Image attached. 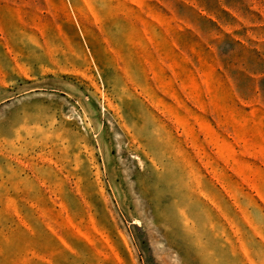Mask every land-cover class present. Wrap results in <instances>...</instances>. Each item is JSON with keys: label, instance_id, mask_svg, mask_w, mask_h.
<instances>
[{"label": "rangeland", "instance_id": "1", "mask_svg": "<svg viewBox=\"0 0 264 264\" xmlns=\"http://www.w3.org/2000/svg\"><path fill=\"white\" fill-rule=\"evenodd\" d=\"M0 264H264V0H0Z\"/></svg>", "mask_w": 264, "mask_h": 264}]
</instances>
